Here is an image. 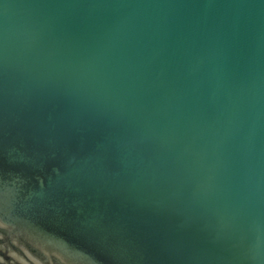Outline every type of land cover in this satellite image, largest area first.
I'll return each instance as SVG.
<instances>
[{
    "label": "water",
    "instance_id": "95a60500",
    "mask_svg": "<svg viewBox=\"0 0 264 264\" xmlns=\"http://www.w3.org/2000/svg\"><path fill=\"white\" fill-rule=\"evenodd\" d=\"M0 264H264V0H0Z\"/></svg>",
    "mask_w": 264,
    "mask_h": 264
}]
</instances>
